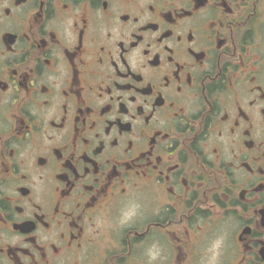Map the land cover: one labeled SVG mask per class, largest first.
<instances>
[{"label": "flooded vegetation", "instance_id": "1", "mask_svg": "<svg viewBox=\"0 0 264 264\" xmlns=\"http://www.w3.org/2000/svg\"><path fill=\"white\" fill-rule=\"evenodd\" d=\"M0 264H264V0H0Z\"/></svg>", "mask_w": 264, "mask_h": 264}]
</instances>
